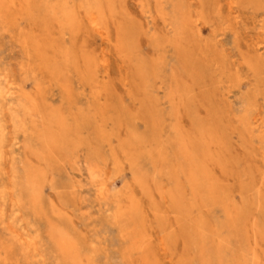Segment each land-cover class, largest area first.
<instances>
[{
	"label": "rangeland",
	"instance_id": "1",
	"mask_svg": "<svg viewBox=\"0 0 264 264\" xmlns=\"http://www.w3.org/2000/svg\"><path fill=\"white\" fill-rule=\"evenodd\" d=\"M18 1L0 14V90L13 92L0 99V264H70L60 235L79 264H264V0H113L107 38L85 19L93 1L62 0L84 17L70 32L60 15L43 28L42 0ZM177 4L189 24H176ZM140 64L157 70L146 84ZM28 100L43 109L36 118L55 109L71 127L74 145L52 163L37 162L14 126L17 116L32 128ZM25 167L44 175L36 208L11 189Z\"/></svg>",
	"mask_w": 264,
	"mask_h": 264
},
{
	"label": "bare ground",
	"instance_id": "2",
	"mask_svg": "<svg viewBox=\"0 0 264 264\" xmlns=\"http://www.w3.org/2000/svg\"><path fill=\"white\" fill-rule=\"evenodd\" d=\"M5 1H8V0H0V14L2 13V9H1V5L2 4H4V2ZM40 1V0H39ZM65 2H66V0H64ZM64 1H62V0H57V1H55V0H42L41 1V6L39 5V2H37L36 1V3L39 5L37 8H38V10H39V16H40V12L42 11L43 13V15H42V17H39V18H41L42 19V22H43V28L44 29H46V30H48V29H50L51 31H52V27L51 28H49L50 26V21H52V20H54L57 16H59L60 15V17H57L58 18V22H59V24H60V27H61V29L63 28V29H66V28H68V29H70L69 30V32L71 31V30H75V31H77V28H75V26L77 27L78 26V24L80 25L82 22V20H83V18H82V20L80 21L79 19H77V20H79L78 21V24L76 25V23H75V21H77V20H75L77 17V15L79 14V13H77V11L79 10V6L81 5H79V6H77L76 5V7H78L77 9H75V13H77V15L75 16V14H74V11H70L67 7H69V6H67L66 5V3L64 2ZM86 1V0H85ZM89 1H93L92 3L91 2H88L89 4H87V5H89L88 6V10H89V12H87V11H85L86 12V16H87V18L85 17V19L88 21V24H89V26L91 27V29H92V31H94L96 34H98L99 36H102V37H105V38H107L105 35V33H107V27L108 26H106V24H107V21L109 20V19H111L112 20V15L114 14V4H113V0H89ZM15 2V1H14ZM14 2H13V4H14ZM17 2H19L18 0H16V5H17ZM28 4H27V8L29 7L30 9H35L36 8V6H37V4L35 3V8H34V5H32L33 3H34V0H28ZM185 2V1H184ZM70 3H72V2H70L69 1V4L68 5H70ZM91 3V4H90ZM176 3V2H175ZM181 2H179V5H181L180 4ZM5 4H7V2L5 3ZM24 4H25V2H24ZM19 6H21L20 5V3L18 4ZM33 7H32V6ZM176 5V4H175ZM178 5V4H177ZM178 5V7L176 6V8H177V15H176V17H174L173 16V18H175L174 20H176V24L178 23L179 24V22H181V23H183V24H186L187 23V21H188V17H187V15L184 13V15H183V13L182 12H185L183 9H181L182 8V6H179ZM6 6V5H5ZM8 6H9V4H8ZM73 6H74V3H73ZM73 6H71V7H73ZM15 7H17V6H15ZM76 7H74V8H76ZM87 7V6H86ZM183 7H185V6H183ZM4 8V7H3ZM9 8H11V7H9ZM8 8V9H9ZM26 8V7H25ZM27 8H26V10H27ZM70 8V7H69ZM84 8V7H83ZM5 9V8H4ZM29 9V10H30ZM71 9V8H70ZM33 10H32V12H33ZM174 10H176V9H174ZM182 10V11H181ZM37 11V10H36ZM107 11H109L108 12V14H109V17L107 16ZM186 11H187V9H186ZM10 12H11V9H10ZM21 12H22V10H21ZM84 12V13H85ZM175 12V11H174ZM12 13H13V11H12ZM11 13V14H12ZM34 13V12H33ZM32 13V14H33ZM5 14V13H4ZM175 14H176V12H175ZM189 14V13H188ZM10 15V14H9ZM28 15V14H27ZM30 15H31V13H30ZM35 15H37V14H35ZM34 15V16H35ZM80 16L82 15V13L81 14H79ZM78 15V16H79ZM84 15V14H83ZM33 16V17H34ZM44 16V17H43ZM76 17V18H75ZM36 18H38V17H36ZM190 19V18H189ZM37 20V19H36ZM57 20V19H56ZM55 20V21H56ZM54 21V24H56V22ZM179 21V22H178ZM53 22V21H52ZM51 22V23H52ZM58 22H57V24H58ZM110 22V21H109ZM108 22V23H109ZM111 22H114V21H111ZM35 23V22H34ZM115 23V22H114ZM187 24H189V23H187ZM38 26H39V24H37ZM41 25V24H40ZM108 25V24H107ZM54 26V25H53ZM56 26V25H55ZM40 28V27H39ZM133 28V27H132ZM56 29H59L58 27H56L55 28V30ZM78 29H79V26H78ZM60 30V29H59ZM134 30V29H133ZM61 31H63V30H61ZM135 31V30H134ZM43 31H41V33H42ZM58 31L56 30V31H54V32H52V33H54V35L56 36V33H57ZM177 32V31H176ZM185 32V31H184ZM52 33H50V31H49V34H51L52 36H53V34ZM61 33V32H60ZM59 32H58V35H61V36H57L59 39H61L63 36V33L62 34H60ZM48 33L46 32V35H47ZM116 37L118 38V43H119V47H120V51L121 52H123V50H125V45H126V34L124 33V28L122 29V27H120L118 30H117V32H116ZM65 35V34H64ZM121 35V36H120ZM50 36V35H49ZM54 36V37H55ZM41 37H42V35H41ZM65 37H67V36H65ZM187 37V36H186ZM186 37H184V39L186 38ZM30 38V37H29ZM42 38H44L45 39V37H42ZM116 38V39H117ZM174 38V37H173ZM27 39V38H26ZM35 39V38H34ZM64 39V38H63ZM62 39V40H63ZM178 39V38H177ZM183 39V40H184ZM29 40V39H28ZM53 40V39H52ZM170 40V39H169ZM180 40V39H179ZM42 41V40H41ZM47 41L49 42V40H48V38H47ZM54 41V40H53ZM56 42H58L57 40H55ZM54 41V43H55V45H57V43ZM43 42H44V40H43ZM51 42V41H50ZM59 42H61V41H59ZM179 43H181V42H179ZM40 43H38L37 45H36V49H34L35 50V52H36V54L37 53H40L41 52V50H39V48H41L42 49V45H41V47H40V45H39ZM60 44H63L62 42L60 43ZM159 44H160V42H159ZM178 44V43H177ZM26 45H28V44H26ZM35 45V44H34ZM46 45V44H45ZM176 45V44H175ZM49 46V45H48ZM65 47V45L63 44L62 45V47ZM117 45H116V47H118ZM168 46H169V44H168ZM176 46H178V45H176ZM179 46H180V44H179ZM178 46V47H179ZM32 47H33V45H32ZM45 47V46H44ZM46 47H47V45H46ZM55 47H58V46H54V48ZM60 47H61V45H60ZM59 47V48H60ZM63 47V48H64ZM119 47H118V49H119ZM58 48V49H59ZM57 49V48H56ZM65 49V48H64ZM60 50V49H59ZM67 50V49H66ZM65 50V51H66ZM55 52V51H54ZM57 52V51H56ZM61 52H63V50H62V48H61ZM65 53V52H64ZM63 53V63H62V65L64 66V65H66V64H68V62H69V55L67 54V53H65L64 54ZM42 54V53H41ZM39 55V54H38ZM60 54L58 53V55L57 56H59ZM53 56V55H52ZM54 56H56V55H54ZM184 56V55H183ZM186 56V55H185ZM42 57V56H41ZM86 57V56H85ZM123 57V56H122ZM59 57H57V61L56 60H54V58H53V60L51 61L52 62V65H53V67H54V69H52V72H53V74L55 75L54 77L56 78L57 76L59 77V78H61V76H63V73H62V69L60 70L59 68L60 67H58L57 66V64H61V63H59V62H62V60H59L58 59ZM72 58V57H71ZM183 58V57H182ZM46 59H47V57H46ZM56 59V58H55ZM74 59V58H73ZM45 60V58H43V61ZM72 61V60H71ZM74 61H75V59H74ZM89 61H90V58H89ZM166 62V60H163V62ZM157 62V61H156ZM183 61H181V63H182ZM71 63V62H70ZM73 63V62H72ZM88 63V62H87ZM91 63V62H90ZM45 64V63H44ZM74 64H76L75 62H74ZM189 64V63H188ZM86 65V64H85ZM91 65V64H90ZM93 65V64H92ZM46 66V65H45ZM48 66H49V64H48ZM70 66H71V64H70ZM73 66V65H72ZM75 67H76V65H74ZM73 66V67H74ZM87 67V66H86ZM93 67V66H92ZM191 67V66H190ZM48 68V67H47ZM61 68H63V67H61ZM140 68H141V70L139 71V75L141 76V78L143 79V81L148 77L147 75H150V76H153L151 73H156V68H153L152 69V71H150L149 69H148V67H146V66H144V67H142L141 66V64H140ZM50 69V68H49ZM64 69V68H63ZM93 69H94V67H93ZM89 70V69H88ZM94 71V70H93ZM90 72H91V70H90ZM85 73V72H84ZM86 73H87V71H86ZM69 75V74H68ZM82 75H84V74H82ZM93 75V74H92ZM158 75V74H157ZM87 76V75H86ZM86 76L84 75V77L85 78H83V79H86ZM90 76V75H89ZM88 79H89V77H87ZM175 78V77H174ZM95 79L96 78H94V81H95ZM65 80V79H64ZM91 80V79H90ZM174 80V79H173ZM177 80V79H176ZM2 81V80H1ZM5 81V80H4ZM93 81V82H94ZM66 82V81H65ZM0 83H2V82H0ZM62 83H63V81H62ZM88 83V82H87ZM91 83V82H90ZM89 83V84H90ZM95 83V82H94ZM144 83L146 84L147 82L146 81H144ZM4 84V83H3ZM68 84H66V86H65V97L68 99V100H70L71 98H72V92H71V90L72 89H69V86H67ZM7 86V85H6ZM4 87V86H3ZM3 87H2V89H3ZM11 87V86H10ZM145 88V87H144ZM97 91L99 90V89H96ZM96 91V92H97ZM100 92V91H99ZM13 92L11 91V89H9V90H7V92H5L4 91V93H3V91L2 90H0V99L1 98H4V95H11ZM93 93H95V92H93ZM149 93V92H148ZM97 94V93H96ZM100 95V94H99ZM96 96V95H95ZM31 98V97H30ZM33 99V98H32ZM28 102H29V100H28ZM33 102H35V100L33 101ZM31 103V104H30ZM36 103V102H35ZM35 103H32L31 101L29 102V105H26V103H24V104H22L21 105V108H22V110H25V112H28L29 114H30V116L31 117H33V116H35V118L37 117V116H40V115H38V113H40V111H41V107L39 106V104L37 105V104H35ZM43 110V109H42ZM50 111H52L50 114L48 113V114H44L45 112H47V111H45L42 115H41V117H40V119L39 118H36V120L37 119H39V120H34V122H33V125H32V128H28L27 127V125H26V123H25V120L24 119H20V118H17V116H16V118L14 117V126L17 128V130H19V131H21L22 133H24L25 135H27V137H28V139L30 138L31 139V146L33 147V149H30L31 151H32V153H33V155H34V157H36L37 159V162H39V163H42V162H46V163H52L54 160H55V158H56V156H57V154L59 153H62L63 151H66V150H68L70 147H68V145L69 146H73L74 144H72V143H74L75 142V140H71L70 141V139L68 138V135H69V132H70V128L71 127H69L68 125H67V121H65V118H64V116L62 117V116H60L59 114L60 113H57L56 112V110L54 109V110H50ZM55 111V112H54ZM57 111H59V109L57 110ZM42 112V111H41ZM36 114V115H35ZM70 120V119H69ZM39 121V122H38ZM41 121V122H40ZM75 121H77V120H75ZM252 121V120H251ZM250 120H248L247 121V125H249V124H252L253 125V122H251ZM36 122H38V124L36 123ZM70 122H73V121H70ZM251 122V123H250ZM68 123H69V121H68ZM88 123V122H87ZM76 124H77V122H76ZM79 124H81V123H78V126H79ZM71 126H74V124L72 125L71 124ZM77 126V125H76ZM76 126H74V127H76ZM76 128H78V127H76ZM73 129V128H72ZM98 130V129H97ZM249 130H251L250 128H249ZM73 131V130H72ZM71 134V133H70ZM71 136H73V135H71ZM177 139L179 140V139H181V141L180 142H178L179 143V147L182 149V150H184L183 151V154L185 153V152H187V143H185L184 142V140L185 139H183V138H179V137H177ZM2 140H3V134H2V132L0 133V161L3 159V142H2ZM32 141H33V143H32ZM36 141V142H35ZM29 142V141H28ZM187 142V141H186ZM37 143H39V145H37ZM181 144V145H180ZM29 145V144H28ZM178 145V144H177ZM175 149V148H174ZM194 149L195 148H193V151H194ZM207 149H208V147H207ZM158 151V150H157ZM192 151V150H191ZM160 152H163V151H161L160 150ZM197 152V151H196ZM202 152V151H201ZM189 153V152H188ZM193 153V152H192ZM191 153V154H192ZM153 154V153H152ZM174 154V153H173ZM203 154V153H202ZM175 155V154H174ZM173 155V156H174ZM186 155V154H185ZM184 155V159L186 160L187 159V157ZM204 155H205V153H204ZM167 157V156H166ZM180 157H182L181 156V154H180ZM148 159V158H147ZM150 159H151V157H150ZM150 159H148L149 161H150ZM155 159V158H154ZM195 159H197V158H195ZM165 160V159H164ZM163 160V162H165ZM202 160V159H201ZM166 161L168 162V160L166 159ZM206 161V160H205ZM189 162V161H188ZM148 163V162H147ZM150 166V165H149ZM168 166V165H167ZM193 166V165H192ZM162 167V166H161ZM195 167H197V165L195 166ZM192 170V169H191ZM200 170V169H199ZM170 172V171H169ZM173 172V171H172ZM181 172V171H180ZM200 171H198V170H195V171H193L192 172V174H191V177L193 178V179H197L198 177H199V175H200V173H199ZM142 173H144V171L142 172ZM168 173V172H167ZM205 173V172H204ZM141 174V173H140ZM182 174V173H181ZM165 175V174H164ZM187 175V174H186ZM156 176V175H155ZM166 176V175H165ZM175 176V175H174ZM188 176V175H187ZM144 177V176H143ZM156 178H158V177H156ZM43 179H44V175H43V173L42 172H38V171H36L35 169H32V167H25V174H24V178H22V179H16V180H14V183H13V185H12V187H11V189H12V191L14 192V190L17 188V190L19 189V191L20 192H17V193H25L26 194V197H28L27 199H29V201H30V203L36 208L37 206H38V203H39V198L41 197V194H42V188H41V184H42V182H43ZM159 179V178H158ZM206 179V178H205ZM174 180V179H173ZM207 180V179H206ZM175 183V182H174ZM192 183V182H191ZM205 186V185H204ZM203 186V187H204ZM181 187V186H180ZM199 187V186H198ZM197 187V188H198ZM14 189V190H13ZM202 190V189H201ZM207 190H208V188H207ZM173 191V190H172ZM172 191H170V193L172 192ZM180 191V190H179ZM210 191V190H209ZM15 193V192H14ZM219 193V192H218ZM16 194V193H15ZM18 194V195H19ZM172 194V193H171ZM178 194V193H177ZM173 195H175V194H173ZM182 196H183V194H182ZM212 197H213V195H212ZM15 198H19V200H22L23 198H25L24 196H22V198H20V197H17V196H15ZM178 198V197H177ZM177 198H175V199H177ZM181 198H183V197H181ZM201 199V198H200ZM25 201V199L23 200V202ZM174 201V200H173ZM18 202V201H17ZM179 202V201H178ZM184 202L185 201H183V204H184ZM20 203V202H19ZM175 204V203H174ZM183 204H181V205H183ZM25 205V204H24ZM23 205V206H24ZM176 205V204H175ZM188 207V206H187ZM179 209V208H178ZM182 210H183V208H182ZM186 210V209H185ZM181 211V210H180ZM178 212H179V210H178ZM181 217V216H180ZM188 217V216H187ZM3 217H1L0 219H2ZM186 218V217H185ZM229 219H231V218H229ZM186 220V219H185ZM232 220V219H231ZM183 221V220H182ZM130 222V221H129ZM223 225V224H222ZM52 226V225H51ZM126 227H127V225H126ZM194 227V226H193ZM196 229V228H195ZM50 230H51V228H50ZM128 230V229H127ZM135 231V230H134ZM14 232V231H13ZM194 232H195V230H194ZM207 232V231H206ZM189 233V232H188ZM204 233H205V231H204ZM50 234H51V232H50ZM136 234V233H135ZM197 234H199V233H197ZM209 234V233H208ZM58 235H60L59 233H58ZM207 235V234H206ZM134 236V235H133ZM190 236H191V234H190ZM194 236V235H193ZM208 236V235H207ZM212 236V235H211ZM17 237H19V235L17 236ZM135 238V237H134ZM195 238V237H194ZM197 238H199V237H197ZM220 238H222V237H220ZM20 239H21V237H20ZM137 239V238H136ZM21 240H23V239H21ZM135 240V239H134ZM197 240V239H196ZM208 240V239H207ZM206 240V242L208 243L209 241H207ZM211 240V239H210ZM201 241V240H200ZM205 241V240H204ZM212 241V240H211ZM219 241V240H218ZM224 241H226V239L224 240ZM223 241V242H224ZM24 242V241H23ZM31 242V241H30ZM33 242V241H32ZM215 242V241H214ZM222 242V241H221ZM25 243V242H24ZM55 243H56V247H57V249H58V251L60 252V254H63L65 257H67L68 259H69V263L70 264H79L76 260V257H77V255L75 254V243L72 241V240H69V238L68 237H65L64 235H60L59 237H57V239H55ZM201 244L203 243V242H200ZM219 243V242H218ZM227 243V242H226ZM242 243V242H241ZM32 244V243H31ZM33 244H34V242H33ZM32 244V245H33ZM54 244V243H53ZM136 244V242L134 241V245ZM225 244V243H224ZM200 246V245H199ZM205 246V245H204ZM217 246H219L218 244H217ZM212 247H213V245H212ZM210 248V247H209ZM215 248V247H214ZM221 248H222V246H221ZM197 249V248H196ZM198 251V250H197ZM214 252H216V250L214 251ZM198 253V252H197ZM196 253V254H197ZM205 253V252H204ZM212 253V252H211ZM220 253V252H219ZM200 254H202V252L200 253ZM206 254V253H205ZM198 255V254H197ZM222 256V255H221ZM254 256V255H253ZM219 260H221V258H218ZM217 259V260H218ZM234 259V258H233ZM197 260V259H196ZM205 258H203L202 256H201V260H199V262L201 263V264H211L210 263V260L211 259H207V260H205ZM219 260H218V262H219ZM238 260V259H237ZM254 260H256V259H254ZM66 261H68V260H66ZM84 262V261H83ZM82 262V263H83ZM221 262V261H220ZM216 263V262H215ZM238 263V262H237ZM246 263V262H245ZM256 263H257V261H256ZM89 264V263H88ZM217 264V263H216ZM219 264H221V263H219Z\"/></svg>",
	"mask_w": 264,
	"mask_h": 264
}]
</instances>
